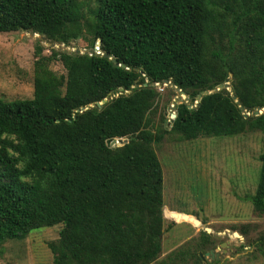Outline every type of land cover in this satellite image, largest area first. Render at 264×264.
<instances>
[{
    "label": "trees",
    "instance_id": "trees-1",
    "mask_svg": "<svg viewBox=\"0 0 264 264\" xmlns=\"http://www.w3.org/2000/svg\"><path fill=\"white\" fill-rule=\"evenodd\" d=\"M17 30L64 45L84 31L100 53L92 44L42 54L37 45L32 97L0 96V245L59 224L48 243L53 264H199L214 242L202 229L154 262L165 210L176 221L188 216L162 207L154 145L264 133V111L253 114L264 108V0H0V32ZM225 81L229 90L211 91ZM157 84L189 98L175 104L169 126L149 115ZM203 90L211 92L195 102ZM258 159L245 197L261 214L264 140ZM257 247L264 255V236Z\"/></svg>",
    "mask_w": 264,
    "mask_h": 264
},
{
    "label": "rangeland",
    "instance_id": "rangeland-1",
    "mask_svg": "<svg viewBox=\"0 0 264 264\" xmlns=\"http://www.w3.org/2000/svg\"><path fill=\"white\" fill-rule=\"evenodd\" d=\"M92 38L83 31L64 45L30 31L0 32V96L6 101L32 97L37 45L42 54H50L52 46L85 52L98 44H93ZM50 67L58 74L65 73L59 61L53 60ZM157 88L160 99L156 111L149 115L156 126H163L162 118L170 119L173 99L180 93L173 95L165 84H157ZM263 140L264 133L256 130L189 140L165 136L154 145L163 174L162 207L171 214H188L180 221L174 220V215L163 216L161 249L154 262L180 246L192 245L199 231L208 228L205 231L214 242L207 251L214 253L202 254L204 264H264L257 247L264 236V213L258 214L245 197L256 188ZM59 228V224L43 226L32 229L24 239L5 241L0 245V264H53L48 243L57 239Z\"/></svg>",
    "mask_w": 264,
    "mask_h": 264
},
{
    "label": "water",
    "instance_id": "water-1",
    "mask_svg": "<svg viewBox=\"0 0 264 264\" xmlns=\"http://www.w3.org/2000/svg\"><path fill=\"white\" fill-rule=\"evenodd\" d=\"M75 52H80L78 49H76L75 50ZM112 59V61H114V59L113 58H111ZM114 65H117V63H115L114 62ZM120 65H122V64H120ZM166 84V83H165ZM151 85H155V83H151ZM222 87H224V88H226V89H230V87H229V82L228 81H225L224 83H222V84H219L217 87H215L213 90H211V91H215V90H218V89H220V88H222ZM120 90H121V88H120ZM177 91H179L180 92V95L179 96H177L176 98H174L173 99V102H172V105H171V109H172V113H171V117H170V119L168 120V126L170 125V123L172 122V120H173V118L176 116V107H175V104L176 103H179V102H182V101H184V102H187L188 101V97L181 91V89H179V88H177ZM211 91H208V90H203V91H201L198 95H197V97H196V102H198L200 99H201V96L202 95H204V94H207V93H209V92H211ZM181 95H183V96H181ZM234 97V96H233ZM108 99H107V97H105V98H103L101 101H99V102H97L96 103V105L97 106H100L101 104H103V103H105L106 101H107ZM237 101V100H236ZM188 107H191V105H188ZM240 108L242 109V106H240ZM263 111H264V108H263ZM261 113V109H259V108H255L254 109V111H253V114L254 115H258V114H260ZM249 113H244V115L245 116H247ZM127 139L126 138H114V139H112L111 141H110V144L111 145H121V143H123V142H125ZM165 214H166V216H167V212H166V210H165ZM205 230L206 231H209V229L208 228H205ZM221 245H224V242H221ZM214 252H213V250L212 249H210L209 251H206L205 253H204V256H208V255H212ZM204 257L202 256V261L199 263V264H204V259H203Z\"/></svg>",
    "mask_w": 264,
    "mask_h": 264
},
{
    "label": "built area",
    "instance_id": "built-area-1",
    "mask_svg": "<svg viewBox=\"0 0 264 264\" xmlns=\"http://www.w3.org/2000/svg\"><path fill=\"white\" fill-rule=\"evenodd\" d=\"M93 50L95 51V53H100V49H99L98 44L96 46H94Z\"/></svg>",
    "mask_w": 264,
    "mask_h": 264
}]
</instances>
